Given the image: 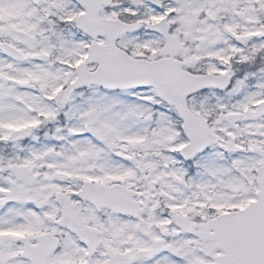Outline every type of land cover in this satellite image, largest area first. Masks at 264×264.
Listing matches in <instances>:
<instances>
[{"label": "snow or ice", "instance_id": "1", "mask_svg": "<svg viewBox=\"0 0 264 264\" xmlns=\"http://www.w3.org/2000/svg\"><path fill=\"white\" fill-rule=\"evenodd\" d=\"M0 264H264V0H0Z\"/></svg>", "mask_w": 264, "mask_h": 264}]
</instances>
